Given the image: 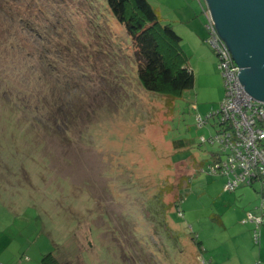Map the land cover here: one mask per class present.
I'll list each match as a JSON object with an SVG mask.
<instances>
[{
	"label": "rangeland",
	"instance_id": "374dc122",
	"mask_svg": "<svg viewBox=\"0 0 264 264\" xmlns=\"http://www.w3.org/2000/svg\"><path fill=\"white\" fill-rule=\"evenodd\" d=\"M54 1L32 3L44 43L0 29V261L256 264L227 180L200 173L220 120L197 117L219 111L224 83L199 0H148L195 77L173 101L143 89L105 0Z\"/></svg>",
	"mask_w": 264,
	"mask_h": 264
},
{
	"label": "trees",
	"instance_id": "16d2710c",
	"mask_svg": "<svg viewBox=\"0 0 264 264\" xmlns=\"http://www.w3.org/2000/svg\"><path fill=\"white\" fill-rule=\"evenodd\" d=\"M45 1L51 8L60 4L54 0ZM105 1L109 12L132 40L139 81L144 90L166 95L173 101L180 98L184 92L195 88L194 73L188 67L187 57L181 47V37L172 25L162 22L160 14L148 0ZM40 2L42 0H0V29L10 33L20 28L22 34L29 37L26 41L36 37L44 43L42 31L45 30L37 26L38 19L31 10L32 3L35 4L34 8H39ZM30 48L26 47V50ZM28 54L32 60L35 59L34 55ZM38 58L44 72L52 71V62L48 60H51L52 56L40 55ZM51 75L50 72V77ZM180 209L179 207L178 210ZM43 264L60 263L49 255L44 257Z\"/></svg>",
	"mask_w": 264,
	"mask_h": 264
},
{
	"label": "built area",
	"instance_id": "2783aa9c",
	"mask_svg": "<svg viewBox=\"0 0 264 264\" xmlns=\"http://www.w3.org/2000/svg\"><path fill=\"white\" fill-rule=\"evenodd\" d=\"M202 13L206 18L209 33L206 44L218 58V69L224 83V98L217 113L207 119L197 117L199 126L207 125L211 118L220 120L219 130L209 143L218 148L212 156L213 163L200 173L227 180L225 190L235 192L241 187H253L256 183L264 186V102L258 103L247 94L239 75L240 68L218 34L217 28L207 5L199 0ZM202 143L206 140L202 139ZM260 215L248 214L243 224L254 225L255 245L261 242V230L264 226V192ZM180 218L184 217L178 210Z\"/></svg>",
	"mask_w": 264,
	"mask_h": 264
},
{
	"label": "water",
	"instance_id": "95a60500",
	"mask_svg": "<svg viewBox=\"0 0 264 264\" xmlns=\"http://www.w3.org/2000/svg\"><path fill=\"white\" fill-rule=\"evenodd\" d=\"M251 98L264 102V0H204Z\"/></svg>",
	"mask_w": 264,
	"mask_h": 264
},
{
	"label": "crops",
	"instance_id": "0c3cea01",
	"mask_svg": "<svg viewBox=\"0 0 264 264\" xmlns=\"http://www.w3.org/2000/svg\"><path fill=\"white\" fill-rule=\"evenodd\" d=\"M206 41V40H205ZM224 97V94H223ZM223 99V98H222ZM256 183L253 187H241L239 188L237 191L232 192L233 195L230 197H225V204L230 205L231 206H235V208H237L239 211H237L239 213L240 218L242 219V224L243 221L246 219L248 214H254L256 216L260 215V207H261V203H262V195L264 192V186L260 183L261 185V189L259 187H257ZM255 193V195H253L252 191ZM231 193V194H232ZM220 220L221 223V217L218 218ZM246 226L252 225V224H243ZM252 229V232H254V225H252V227H250ZM254 241V240H253ZM255 244V243H254ZM256 247H259V251H257V258H258V262L256 264H264V226L262 227L261 230V242L259 245H255ZM255 251H253L252 253L254 254ZM254 256L251 257V259L256 258ZM253 263H255V259L252 261ZM252 262H248L247 264H251ZM0 264H4L3 262L0 261Z\"/></svg>",
	"mask_w": 264,
	"mask_h": 264
},
{
	"label": "clouds",
	"instance_id": "9594fccd",
	"mask_svg": "<svg viewBox=\"0 0 264 264\" xmlns=\"http://www.w3.org/2000/svg\"><path fill=\"white\" fill-rule=\"evenodd\" d=\"M204 5H206V4L204 3Z\"/></svg>",
	"mask_w": 264,
	"mask_h": 264
}]
</instances>
